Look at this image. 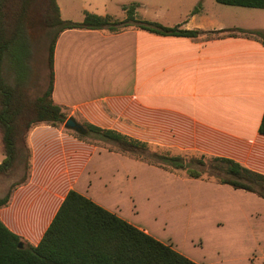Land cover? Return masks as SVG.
<instances>
[{
  "label": "crops",
  "instance_id": "crops-1",
  "mask_svg": "<svg viewBox=\"0 0 264 264\" xmlns=\"http://www.w3.org/2000/svg\"><path fill=\"white\" fill-rule=\"evenodd\" d=\"M147 1L126 0L110 17L126 18L124 7L133 5L136 20L201 33L161 35L133 22L115 31L64 29L53 51V102L82 125L118 131L170 155L229 158L264 175V135L258 131L264 112V29L228 22L224 10H185L162 23L156 4ZM231 13L233 20L242 19ZM236 27L260 34L209 33ZM25 143L30 154L27 177L13 186L8 203L0 207V220L25 244L39 242L70 189L120 216L118 201L111 199L125 194L133 203L129 182L133 186L143 167L178 180L190 191L219 193L221 211L228 209L224 197L234 201L231 210L240 208L235 198L243 189L145 164L64 127L36 124Z\"/></svg>",
  "mask_w": 264,
  "mask_h": 264
},
{
  "label": "trees",
  "instance_id": "trees-1",
  "mask_svg": "<svg viewBox=\"0 0 264 264\" xmlns=\"http://www.w3.org/2000/svg\"><path fill=\"white\" fill-rule=\"evenodd\" d=\"M225 5L264 9V0H216ZM127 17L116 21L110 16L86 12L81 21L62 19L56 0H0V137L5 157L0 163V173L10 169L20 157L19 146L23 140L26 156V172L17 182L27 177L29 149L25 139L29 129L39 123L62 127L67 114L51 98L53 89V51L58 34L67 28L108 29L115 31L133 24L146 31L161 35L196 37L198 29H184L179 25L167 26L156 21L136 20L133 5L124 7ZM41 23L40 37L33 32L36 22ZM38 23V24H40ZM259 35V31L226 28L209 33ZM47 44L46 84L44 89L31 97V84L24 76H16L8 82L2 71L1 56L16 42L21 46L35 45L39 40ZM264 42V39H262ZM34 43V44H33ZM26 49V48H25ZM29 50V49H28ZM25 51L23 58L30 63L31 54ZM31 66L29 67V69ZM33 75L37 72L33 69ZM85 133L70 130L76 137L96 144L95 140L116 145L117 151L129 154L165 170L182 169L191 178L202 173L186 165L181 155L150 151L147 143L133 139L112 129L92 124L83 125ZM264 135V112L258 127ZM205 157V155H201ZM221 165L216 166L214 181L243 189L264 200V175L224 157H211ZM202 163V159H197ZM15 184V185H16ZM13 188V187H12ZM12 188L0 196V207L9 201ZM23 246L19 247L18 244ZM0 264H199L177 251L170 243H164L143 229L107 210L90 198L70 189L41 239L36 245L25 244L0 220Z\"/></svg>",
  "mask_w": 264,
  "mask_h": 264
},
{
  "label": "rangeland",
  "instance_id": "rangeland-1",
  "mask_svg": "<svg viewBox=\"0 0 264 264\" xmlns=\"http://www.w3.org/2000/svg\"><path fill=\"white\" fill-rule=\"evenodd\" d=\"M57 2L61 7L62 19L81 21L86 12L104 16L118 13L120 4L126 3V0H57ZM147 3L150 6L156 4L155 10L158 9L157 12L162 14L160 19L162 23L171 22L176 14L185 10L209 12L224 10V17L228 22L264 29V9L225 5L216 0H148ZM231 11L237 12L242 19L233 20ZM145 12L150 14L152 9L148 8ZM112 19L122 21L125 18ZM38 23L40 22L32 26L33 32L39 35L42 25ZM18 42L2 53V71L8 82L15 81L19 75L31 81L27 90L29 95L34 97L46 84L47 44L42 39L28 47L21 46ZM27 50L32 57L30 63L23 58ZM33 69L36 72L38 70L36 76L33 75ZM95 143L108 150L117 151L113 143L98 140H95ZM19 146L20 157L9 170L0 173V196L5 195L26 172V150L22 139ZM149 148L152 152H165L152 146ZM0 155L6 156L1 150ZM181 156L184 157L187 166L202 173L201 180L214 181L216 166L221 164L212 158H203L195 153L184 152ZM197 159H202L203 162L198 163ZM144 163L149 164L146 161ZM175 170L179 175L186 173L182 169ZM191 184L199 185L193 182ZM129 189L134 194L133 203L125 194L117 195V199L116 197L111 199L112 202L118 201L116 205L120 216L135 226L147 229L158 240L170 243L190 259L207 264H264V200L257 195L238 190L239 197L235 200L239 202L240 208L231 210L234 201L224 197L223 201L230 210L221 211L216 204L217 198H222L221 195H217L219 193L190 191L178 180L162 173L159 175L150 173L145 171L144 167L143 171L138 170L133 186L130 187L129 182ZM218 222L222 225H217Z\"/></svg>",
  "mask_w": 264,
  "mask_h": 264
},
{
  "label": "water",
  "instance_id": "water-1",
  "mask_svg": "<svg viewBox=\"0 0 264 264\" xmlns=\"http://www.w3.org/2000/svg\"><path fill=\"white\" fill-rule=\"evenodd\" d=\"M63 127L65 129L72 130V131L77 132V133H85L86 132L85 127L81 123L77 122L75 120V118L72 116L67 117V119L63 123ZM18 246L22 247L23 244L20 242L18 244Z\"/></svg>",
  "mask_w": 264,
  "mask_h": 264
}]
</instances>
